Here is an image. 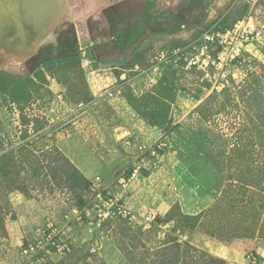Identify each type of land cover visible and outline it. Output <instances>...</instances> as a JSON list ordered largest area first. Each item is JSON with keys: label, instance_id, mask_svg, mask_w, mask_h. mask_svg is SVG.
<instances>
[{"label": "rangeland", "instance_id": "rangeland-1", "mask_svg": "<svg viewBox=\"0 0 264 264\" xmlns=\"http://www.w3.org/2000/svg\"><path fill=\"white\" fill-rule=\"evenodd\" d=\"M58 3L62 15L34 53L4 57L20 72L0 67L34 82L25 104L0 93V155L13 159L22 192L6 193L0 174V199L11 204L0 264H156L157 250L175 244L183 264L197 250L225 264L215 252L230 245L255 264L253 249L264 246V0ZM73 53L80 69L46 66ZM62 157L89 184L127 178L130 220L74 214L89 194L69 189ZM51 232L68 252L21 254Z\"/></svg>", "mask_w": 264, "mask_h": 264}, {"label": "trees", "instance_id": "trees-1", "mask_svg": "<svg viewBox=\"0 0 264 264\" xmlns=\"http://www.w3.org/2000/svg\"><path fill=\"white\" fill-rule=\"evenodd\" d=\"M57 61L58 62L63 61L65 67H71V68L73 67V68L80 69L81 57L79 53L68 54V55L63 56V58H57L55 60L53 58H50L49 61L46 62V66L52 65ZM79 73L82 74V71L79 70ZM39 75L44 77V74H42L41 72H39ZM29 84L34 85V82L32 81L31 78L15 79L4 73H0V93H5L8 96H10L12 98V102L15 101L18 104H21V103L25 104L31 99L30 94L26 90V87H28ZM209 100L210 98H208V101ZM208 101L207 100L205 101L206 103L204 106H207ZM208 111H209L208 117H210L212 114L210 113V110ZM202 116H204V118H208L206 111L202 112ZM261 126H264V120L262 122V125L260 126L257 125L256 127L257 133L258 132L260 134L264 133V128H262ZM254 129L255 128H253L252 130H248L244 128V131L248 132V135H246L245 138H247L249 135L250 137L254 136L252 134V131H254ZM247 143L251 144L250 141ZM255 143L257 142L256 141L253 142V144ZM0 148H1V144H0ZM56 152L60 154L59 151H56ZM3 159H4V154L0 155V174H2L4 177V186L6 187V193L9 194L13 191H19L20 193H22L20 189L15 186L16 179L13 178V172L11 171V168L15 167L13 159H10L8 162H3ZM62 159L65 162L66 169H69L71 172V175L67 177L69 189L79 188L81 191L87 192L89 188V182L86 180V178L80 173V171L75 166H73V164L67 158L62 157ZM66 169H65V172H67ZM0 189H1V184H0ZM8 194L3 196L0 191L1 198L7 197ZM79 196L80 197L78 198L77 204L80 208H83L86 205L87 200L84 199V197L81 196L80 194ZM10 208H11V204L8 201H2L0 199V215H1L0 217V237L2 238H5V236L7 235L6 227H5V216L7 215V212L10 210ZM250 229L252 230V228H249V231H251ZM176 246L177 244H175L174 246H171L170 248H172V250L168 252H164L163 250H157L156 254L159 255L160 260H158L155 263L165 264V259H167L168 257H171V258H174V261L171 264H183V258L181 257V254L183 252L179 251V249ZM190 258H191L190 261L192 262L191 264H218V262L221 261L209 255H206L198 250L192 252V254H190ZM253 259L257 261L256 255H253Z\"/></svg>", "mask_w": 264, "mask_h": 264}, {"label": "water", "instance_id": "water-1", "mask_svg": "<svg viewBox=\"0 0 264 264\" xmlns=\"http://www.w3.org/2000/svg\"><path fill=\"white\" fill-rule=\"evenodd\" d=\"M32 1L39 0H0V67L7 62L4 57H13L25 60L34 50V42L40 37L49 34V28L55 24L62 15L57 1L49 0L48 10L45 9L43 17L33 15ZM60 15V16H59ZM57 16V17H56ZM59 16V18H58ZM23 43V44H21ZM27 50V55L21 56ZM32 52V53H30ZM12 59V58H11Z\"/></svg>", "mask_w": 264, "mask_h": 264}, {"label": "built area", "instance_id": "built-area-1", "mask_svg": "<svg viewBox=\"0 0 264 264\" xmlns=\"http://www.w3.org/2000/svg\"><path fill=\"white\" fill-rule=\"evenodd\" d=\"M136 149L140 152L142 145H137ZM127 181V178L121 176L115 183L104 185L100 177H94L89 184V197L87 198L86 205L82 210H73V213L78 217L84 214L88 215L89 212L95 213V216L102 220L114 217L130 220V215L126 210L125 193L127 190ZM55 237L56 235L52 234V232L44 235L41 239L22 246L21 254L25 257H34L43 260L48 255L49 246H52L50 249L53 251L68 252L67 247L61 248L59 246Z\"/></svg>", "mask_w": 264, "mask_h": 264}, {"label": "crops", "instance_id": "crops-1", "mask_svg": "<svg viewBox=\"0 0 264 264\" xmlns=\"http://www.w3.org/2000/svg\"><path fill=\"white\" fill-rule=\"evenodd\" d=\"M149 131H151V128L149 129ZM20 206H24V204H20ZM126 207L127 209H129V211H131L128 206ZM253 253L257 258L255 264H264V246L257 245L256 247H254ZM215 256L222 259L225 264H251L247 252L238 250L234 245L223 248L222 250H220V252H215Z\"/></svg>", "mask_w": 264, "mask_h": 264}, {"label": "bare ground", "instance_id": "bare-ground-1", "mask_svg": "<svg viewBox=\"0 0 264 264\" xmlns=\"http://www.w3.org/2000/svg\"><path fill=\"white\" fill-rule=\"evenodd\" d=\"M53 1H57L58 2V0H53ZM48 2H49V0H39V1H32V3H34L33 4V6H31V8H32V10L34 11L33 12V15H36V17H38L39 15H40V19L43 17V15H44V13H45V9L46 10H48ZM59 4V3H58ZM60 16V15H59ZM59 16H58V18H59ZM57 17V16H56ZM41 38L39 37L38 38V40H40ZM37 40V41H38ZM36 41V42H37ZM35 43V42H34ZM21 44H23V43H21ZM33 50V49H32ZM31 50V51H32ZM25 53H27V50H25V52L24 53H22L21 54V56H24V55H27V54H25ZM31 53V52H30ZM11 58H13V57H11ZM5 59V58H4ZM6 63V62H5ZM6 66H7V64H6ZM4 68H6V67H4ZM10 69V70H9ZM9 69L8 68H6V70H9L10 72H12L11 70L12 69H14V71H16V72H20V68H18V67H12V66H9Z\"/></svg>", "mask_w": 264, "mask_h": 264}]
</instances>
